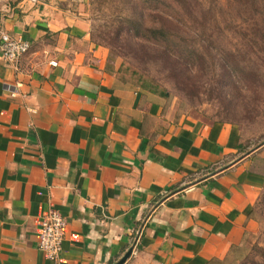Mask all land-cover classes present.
Returning a JSON list of instances; mask_svg holds the SVG:
<instances>
[{"label":"crops","instance_id":"crops-1","mask_svg":"<svg viewBox=\"0 0 264 264\" xmlns=\"http://www.w3.org/2000/svg\"><path fill=\"white\" fill-rule=\"evenodd\" d=\"M85 3L0 0L31 46L18 64L0 54V264L224 261L257 226L264 146L121 79ZM53 210L68 222L60 262L39 248Z\"/></svg>","mask_w":264,"mask_h":264},{"label":"rangeland","instance_id":"rangeland-1","mask_svg":"<svg viewBox=\"0 0 264 264\" xmlns=\"http://www.w3.org/2000/svg\"><path fill=\"white\" fill-rule=\"evenodd\" d=\"M84 11L128 83L167 93L180 116L236 126L247 151L264 146V0H86ZM255 220L215 264L259 260L264 191Z\"/></svg>","mask_w":264,"mask_h":264},{"label":"built area","instance_id":"built-area-1","mask_svg":"<svg viewBox=\"0 0 264 264\" xmlns=\"http://www.w3.org/2000/svg\"><path fill=\"white\" fill-rule=\"evenodd\" d=\"M26 1L33 4L37 2V0ZM3 24L4 14L0 8V54L3 59L9 63L18 64L19 61L31 50L30 43L22 38L11 36L4 29ZM67 225V220L55 210L49 212L42 218L38 234L39 248L45 254L47 259L54 262H60Z\"/></svg>","mask_w":264,"mask_h":264},{"label":"trees","instance_id":"trees-1","mask_svg":"<svg viewBox=\"0 0 264 264\" xmlns=\"http://www.w3.org/2000/svg\"><path fill=\"white\" fill-rule=\"evenodd\" d=\"M251 2H255V0H250ZM123 64H122V66H121V69L119 70V73H120V78L121 79H123L125 82H128L122 75H123ZM138 87H140V88H142V89H144V90H147V91H151V92H153V93H155V94H158V95H161L162 97H168V95H167V93H162V92H157V91H155V90H152V89H150L148 86H146V85H144V86H138ZM256 261H258L257 262V264H264V249H262V255L259 257V260H256V259H254V262H253V264H255V262ZM223 262V261H222ZM217 263H221V261L220 262H217Z\"/></svg>","mask_w":264,"mask_h":264},{"label":"water","instance_id":"water-1","mask_svg":"<svg viewBox=\"0 0 264 264\" xmlns=\"http://www.w3.org/2000/svg\"><path fill=\"white\" fill-rule=\"evenodd\" d=\"M132 251H130L118 264H123L131 255Z\"/></svg>","mask_w":264,"mask_h":264}]
</instances>
